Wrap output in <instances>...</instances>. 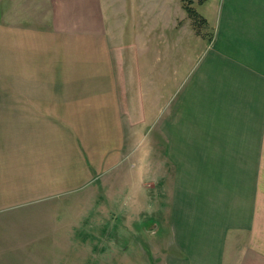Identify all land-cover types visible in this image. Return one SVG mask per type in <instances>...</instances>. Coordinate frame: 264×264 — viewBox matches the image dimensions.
<instances>
[{
    "label": "crops",
    "instance_id": "0c3cea01",
    "mask_svg": "<svg viewBox=\"0 0 264 264\" xmlns=\"http://www.w3.org/2000/svg\"><path fill=\"white\" fill-rule=\"evenodd\" d=\"M4 1L0 87H25V95L0 100V264H114L119 251L124 260L128 249L115 235L138 236L142 218H134V203L157 184H122L136 196L128 197L115 234L113 177L131 156L127 123L136 121L117 78L123 45L100 0H42L46 23L39 24L19 20L17 0ZM244 38L257 45L240 47L235 58L252 62L235 61L236 90L248 97L231 102L233 130L199 137L170 123L166 157L173 172L171 181L160 180L157 194L164 187L169 197L155 198L156 218L143 224L146 233L153 223L154 236L165 230L157 264H264V40ZM208 64L199 69L201 82ZM200 87L193 92H206L202 103L221 105ZM97 184L105 187L104 198L80 197ZM68 198L90 205L77 222L55 211Z\"/></svg>",
    "mask_w": 264,
    "mask_h": 264
},
{
    "label": "rangeland",
    "instance_id": "374dc122",
    "mask_svg": "<svg viewBox=\"0 0 264 264\" xmlns=\"http://www.w3.org/2000/svg\"><path fill=\"white\" fill-rule=\"evenodd\" d=\"M17 1L19 20L30 22L33 19L34 24L46 23L44 18L41 19L42 6L45 5L42 0ZM100 2L108 22L114 29L116 41L123 45L124 53H121L125 58L119 61V65L124 67L122 70L119 67L120 74L117 78L124 84L122 96L124 98L125 92L123 101L125 109L136 118V121L131 118L127 123L131 156L124 162V170L116 172L113 177L118 181L114 188L117 200L112 206L115 216H119L115 234L122 229L121 213L128 197L136 196L134 192H129L130 188L128 190L126 188L128 193H124L122 184H137L142 181L157 184L153 188L147 187L145 194L143 192L139 194L140 203H134V218H142L139 228L136 226L139 229L138 236L125 233L123 230L122 236L115 235V242L120 246L123 244L128 251L123 255L124 260L120 251L115 252L114 264H123L125 263L123 261L129 264H157L156 255L160 253L165 230L161 228L158 235L154 236L152 231L156 227L153 223H148L146 233L143 232V224L156 218L155 198L161 200L163 198L167 202L166 198L169 197L167 187V189L162 187L164 195L158 197L157 194L160 192V180L167 178L171 181L173 172V167L166 157L170 123L173 122L179 131L192 132L199 137L202 133L222 134L233 130L234 123L231 117L235 116L236 112L234 103L248 97L242 94L240 98V93L236 90L235 83L240 66L236 65L235 58L239 55L237 53L240 47L241 51H250L257 45L249 43L244 37L264 40V0H205L202 3L200 0H100ZM188 4L196 7L201 15L191 16L186 9ZM202 16L208 19V23L200 20ZM129 38L130 40H127ZM219 57L221 69L217 65ZM207 59L211 72L204 76L206 78L201 82L199 69ZM237 60L243 65L252 62L250 59ZM221 76L222 78H219ZM224 84H227L225 94L221 87ZM200 86L210 89L209 100L215 101L214 105L219 100L221 105L207 107L202 103L203 99H206V92L204 95L193 92L202 91ZM23 95L25 87H9L4 84L0 87V100L3 102L24 98ZM183 98L193 100L196 105L184 106L180 103ZM226 101L231 106L226 107ZM261 101L258 96V102ZM144 115L146 118L142 117ZM91 196L104 198L105 187L97 184L93 190L80 197L86 199ZM89 206V203H79L77 198H68L66 203L59 205V210L55 211L77 222ZM162 212L167 219L168 206L165 205ZM261 224H264V220ZM67 254L70 257L73 255ZM126 254L128 259L125 258ZM1 262L8 263L6 259Z\"/></svg>",
    "mask_w": 264,
    "mask_h": 264
},
{
    "label": "trees",
    "instance_id": "16d2710c",
    "mask_svg": "<svg viewBox=\"0 0 264 264\" xmlns=\"http://www.w3.org/2000/svg\"><path fill=\"white\" fill-rule=\"evenodd\" d=\"M202 2H205V0H200V3H202ZM186 9L191 14V16H197L198 17L199 15H201L200 12L198 11V9L194 6H192V4L186 5ZM200 20L203 21L204 23H208V19L206 17L202 16V19H200Z\"/></svg>",
    "mask_w": 264,
    "mask_h": 264
}]
</instances>
